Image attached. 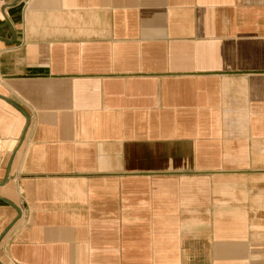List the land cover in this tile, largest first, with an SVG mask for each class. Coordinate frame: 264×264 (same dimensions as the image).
Instances as JSON below:
<instances>
[{"label": "crops", "instance_id": "crops-1", "mask_svg": "<svg viewBox=\"0 0 264 264\" xmlns=\"http://www.w3.org/2000/svg\"><path fill=\"white\" fill-rule=\"evenodd\" d=\"M0 264H264V0H3Z\"/></svg>", "mask_w": 264, "mask_h": 264}, {"label": "built area", "instance_id": "built-area-1", "mask_svg": "<svg viewBox=\"0 0 264 264\" xmlns=\"http://www.w3.org/2000/svg\"><path fill=\"white\" fill-rule=\"evenodd\" d=\"M3 0H0V8L3 6Z\"/></svg>", "mask_w": 264, "mask_h": 264}]
</instances>
